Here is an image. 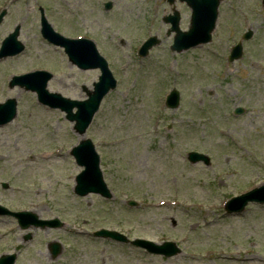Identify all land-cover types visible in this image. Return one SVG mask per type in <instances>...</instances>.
Returning a JSON list of instances; mask_svg holds the SVG:
<instances>
[{
	"label": "rangeland",
	"instance_id": "rangeland-1",
	"mask_svg": "<svg viewBox=\"0 0 264 264\" xmlns=\"http://www.w3.org/2000/svg\"><path fill=\"white\" fill-rule=\"evenodd\" d=\"M39 8L62 36L93 39L117 81L84 136L34 93L8 88L13 76L46 70L54 76L50 92L81 101L98 78L97 71L71 66L61 49L41 38ZM2 9L0 46L19 27L17 40L25 49L0 60V104L16 105L14 120L0 127V205L59 219L63 226L23 231L12 218L0 217V255L13 254L14 264H264V204L231 215L221 206L264 178L261 0H223L211 42L179 54L169 50L174 34L163 22L174 9L179 28L188 29L190 10L177 1L0 0ZM246 31L252 38L229 64L231 47ZM149 36L158 45L139 58L137 49ZM171 90L179 101L166 108ZM238 108L243 112L234 116ZM83 138L95 146L111 200L73 192L81 168L70 151ZM191 151L206 155L209 164H190ZM101 226L130 240L173 241L181 253L165 258L76 235ZM51 242L61 246L54 259Z\"/></svg>",
	"mask_w": 264,
	"mask_h": 264
},
{
	"label": "water",
	"instance_id": "water-1",
	"mask_svg": "<svg viewBox=\"0 0 264 264\" xmlns=\"http://www.w3.org/2000/svg\"><path fill=\"white\" fill-rule=\"evenodd\" d=\"M183 1H185L188 4V6H191V8L193 9V14H192L193 15V18H192L193 28L190 29V31L187 33L188 34L187 36L183 35L179 38V40H177L176 44L178 46L177 47L178 51L182 48H186L188 46L195 45L196 43H198V41L201 37H202L203 41L208 40L209 32L212 29V25L214 24L218 1H220V0H183ZM263 5H264V0H263ZM167 20H168V18H166V21ZM190 32L192 35L190 34ZM177 33H178V31H177ZM17 34H18V28L15 30V33L13 35H11L10 37H8L7 39H5L3 41L2 47L7 46V48L11 51H5L4 53L1 52L0 57L8 56V55L11 56V55H15V54L20 52V50L22 49V46L18 42H16L15 37L17 36ZM198 35H200V36H198ZM61 45L65 46L66 51L70 54V57H71V53H72L71 49H70L71 46H69L68 43L67 44H61ZM72 51L76 57L75 62L78 63V65L80 67L87 68V67L93 66L87 62L91 57H93V53L90 50H87V48L84 49L83 47H78L75 50L72 49ZM83 51H86L87 53H83ZM80 54H85L88 57V59L86 60V59L80 58ZM238 56H236V57H238ZM236 57H234V58H236ZM35 84H36L35 87H30V88L33 90H36L43 97L44 95L42 93L44 92L45 78L41 77L40 79H38L35 82ZM109 88H110L109 85L100 84L97 87V92L95 93V95L93 97L90 96L89 99L87 101H85L83 104L77 105L79 107V111H80L78 116L73 115L70 111L71 110L70 107H73L74 104H68V107L66 106L64 108L66 113H67L68 119L78 120V127L81 126V128L79 130L80 134H83L84 129L87 126L92 114L97 110V107H98V104H99V101H100L102 95ZM173 98L175 100H177L176 97H172V99H170L172 104L175 103ZM170 101H169V103H170ZM9 103L13 104V102H9ZM176 105L177 104H174V105H171L170 107L175 108ZM8 107H9V105H5L4 106V109H5L4 112L0 114V124L8 122L13 117L14 110H13L12 106L9 108ZM1 108H2V106H0V109ZM79 117H81V118H79ZM74 154L78 160V164H80L81 166H84L86 169L80 175L81 184L86 185L88 177L92 178V180L94 179L92 184H89L85 189L80 188V190H78V193L80 195H85L88 192H94V193L96 192V193H100L102 196L109 197V194L107 193L105 188L102 187L100 184L101 183L100 173H99L98 168H97L98 160H97V157L94 156L93 150L88 145V142H82L80 147L75 149ZM188 156L190 157L189 160H191L193 162L203 161V160H204V162H207V159L203 158L204 156H196V154H189ZM249 200H256V201L263 202L264 196L260 199L257 197H255V198L249 197ZM245 203H246V201H245V199H243L241 204H240L241 206L239 209H241L245 205ZM228 210L230 211V209H228ZM23 217H29V220H27V222L32 224L34 227L50 226L49 223H42V222L38 223V222H36V216L34 214L33 215L31 214V216H22L20 218L23 219ZM26 225L24 227H26ZM0 264H4V262L0 261Z\"/></svg>",
	"mask_w": 264,
	"mask_h": 264
}]
</instances>
